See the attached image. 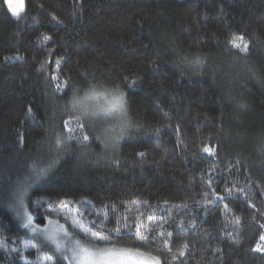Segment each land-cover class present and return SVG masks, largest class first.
Here are the masks:
<instances>
[{"label": "trees", "instance_id": "trees-1", "mask_svg": "<svg viewBox=\"0 0 264 264\" xmlns=\"http://www.w3.org/2000/svg\"><path fill=\"white\" fill-rule=\"evenodd\" d=\"M90 86L123 93L128 119L81 117L82 141L72 101ZM21 194L40 227L58 202L96 225L107 207L121 246L151 216L172 235L141 251L162 264H264V0H24L19 18L0 0V264L37 262Z\"/></svg>", "mask_w": 264, "mask_h": 264}, {"label": "snow or ice", "instance_id": "snow-or-ice-1", "mask_svg": "<svg viewBox=\"0 0 264 264\" xmlns=\"http://www.w3.org/2000/svg\"><path fill=\"white\" fill-rule=\"evenodd\" d=\"M12 14L17 18L24 11L23 0H21L19 8L13 7L9 2L8 4ZM44 40L51 39L50 36L44 35ZM233 47L240 49L241 51H247L248 41L242 34L232 33L228 41ZM15 59H21V57H15ZM59 67V61L56 62ZM56 79V77H53ZM66 85V82H65ZM56 87L61 89V85L57 84ZM127 102L123 93L118 90L98 89L96 86H90V89L85 93L82 98L74 96L72 101V107L79 115L75 117L76 129L80 131V137L82 141H88L89 136L84 131V120L87 119H100L109 118L114 115L123 116L127 111ZM29 115H31V109H28ZM69 121H65L67 126ZM69 133L73 131L72 128H68ZM123 132V129H122ZM71 135L69 139H71ZM98 139V137H96ZM60 139L57 140V144H61ZM204 152L212 153L213 149L204 147ZM143 156L144 153H139ZM46 169L40 170L37 176L46 174ZM229 194H230V190ZM46 198L42 197L38 200L37 204H42ZM223 200V197H219ZM62 204L63 212L60 209H50V216L48 224L52 227H45L41 229L40 225L34 223V217L28 211V208L24 202V195L19 197V204L14 209V214L21 221V226L26 229L30 236L28 239H24V248H34L37 252L36 264H57L54 256H45L42 259L39 256L41 251L40 245L50 246V250H54V253L59 254V259L62 264H162L161 259L158 256H153L150 252L141 251V248L149 246L150 238H161L163 243L168 245V237H171L172 233L154 230L152 227L151 216L147 217V222L143 219L137 218L134 221L133 229L129 234L135 236L139 242L137 246H121L118 245L115 238L122 239L124 237V231L120 226V221L116 222V226L108 231H104V221L108 219V209L95 211V215L102 217L101 224L96 225L95 221H89L85 223V217L79 209L69 208L68 202H58ZM82 204L92 206L91 200H83ZM147 203V202H145ZM227 208V205H225ZM130 211V210H129ZM69 215H64V213ZM55 213L57 216H63L65 223H61L59 219H52L51 214ZM142 215V214H141ZM127 216L124 217L123 228L127 230L129 225L127 223ZM69 227L73 231H69ZM81 235L83 238H81ZM188 245L184 244L179 250L181 256L184 255V250ZM7 242H0V249H6ZM258 251H264V234L260 235L259 242L256 245ZM169 251L171 249L169 248ZM176 257H173L175 259ZM32 264V262H28Z\"/></svg>", "mask_w": 264, "mask_h": 264}, {"label": "rangeland", "instance_id": "rangeland-1", "mask_svg": "<svg viewBox=\"0 0 264 264\" xmlns=\"http://www.w3.org/2000/svg\"><path fill=\"white\" fill-rule=\"evenodd\" d=\"M5 1H6V5L7 6L9 4V2H10L12 4V6L13 7H16V8H19L20 2H21V0H5ZM23 6H24V0H23ZM8 8H9V6H8ZM9 10H10V8H9ZM101 90H103V89H101ZM87 91H85L81 96H79V98H82ZM127 119H128V115H127V112H126L123 116L114 115V116L109 117V118H100V119H96V120L98 122L99 121H105V122H111V121H113L115 124H117V125H119L121 127H124L125 123L127 122ZM112 128L114 129L115 127H112ZM45 227H52V225L47 224ZM45 227H41V229H43Z\"/></svg>", "mask_w": 264, "mask_h": 264}]
</instances>
